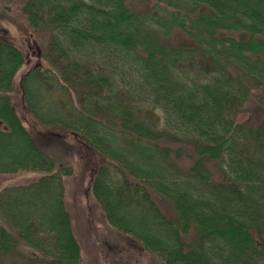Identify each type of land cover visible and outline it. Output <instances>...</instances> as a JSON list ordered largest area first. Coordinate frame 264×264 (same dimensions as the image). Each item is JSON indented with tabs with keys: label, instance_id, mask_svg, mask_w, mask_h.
Wrapping results in <instances>:
<instances>
[{
	"label": "trees",
	"instance_id": "obj_1",
	"mask_svg": "<svg viewBox=\"0 0 264 264\" xmlns=\"http://www.w3.org/2000/svg\"><path fill=\"white\" fill-rule=\"evenodd\" d=\"M157 2L23 0L21 75L0 31V176L41 174L0 194V264H81L73 144L109 224L163 264H264V119L237 118L253 87L264 108V0Z\"/></svg>",
	"mask_w": 264,
	"mask_h": 264
},
{
	"label": "rangeland",
	"instance_id": "obj_2",
	"mask_svg": "<svg viewBox=\"0 0 264 264\" xmlns=\"http://www.w3.org/2000/svg\"><path fill=\"white\" fill-rule=\"evenodd\" d=\"M127 4L137 12H158L167 9L165 2L157 0H126ZM23 0H0V31L8 32V36L19 49L27 55V62L22 71L39 61L37 36L32 35L26 16L22 12ZM173 45H179L184 35L176 32L171 38ZM37 47V49H36ZM20 75L17 80L20 79ZM18 86V81H16ZM261 91L252 88V101H249L238 120H263L264 108L256 101ZM14 105L19 113H23L19 89L14 93ZM71 141V140H69ZM72 144V143H71ZM52 150V145H49ZM67 152V159L74 167V176L66 180V205L71 214L74 234L81 247V264H163L162 261L143 249L134 239L112 227L102 209L91 193V174L81 161L78 145ZM212 171L217 169L214 165ZM215 170L214 172H217ZM33 172H19L0 176V194L9 186L27 185L40 177ZM165 204V203H164ZM164 208L163 204L161 205ZM166 208V206H165ZM6 223L3 219L0 220Z\"/></svg>",
	"mask_w": 264,
	"mask_h": 264
}]
</instances>
